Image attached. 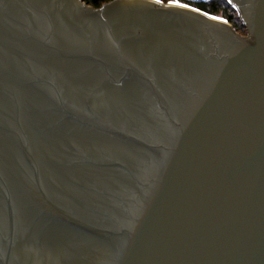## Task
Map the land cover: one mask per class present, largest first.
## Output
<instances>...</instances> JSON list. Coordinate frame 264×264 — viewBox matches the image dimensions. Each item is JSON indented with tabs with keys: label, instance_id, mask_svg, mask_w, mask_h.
Returning a JSON list of instances; mask_svg holds the SVG:
<instances>
[{
	"label": "water",
	"instance_id": "water-1",
	"mask_svg": "<svg viewBox=\"0 0 264 264\" xmlns=\"http://www.w3.org/2000/svg\"><path fill=\"white\" fill-rule=\"evenodd\" d=\"M0 0V264H264V0ZM184 5H187L186 7Z\"/></svg>",
	"mask_w": 264,
	"mask_h": 264
},
{
	"label": "trees",
	"instance_id": "trees-1",
	"mask_svg": "<svg viewBox=\"0 0 264 264\" xmlns=\"http://www.w3.org/2000/svg\"><path fill=\"white\" fill-rule=\"evenodd\" d=\"M84 1L87 4L92 5L94 7H101L104 3L110 0H84ZM162 1L165 2L178 1L195 6L199 9L207 11L216 16H221L226 18L228 21L232 23V25L240 34L244 35L248 32L247 26L240 19L237 9L225 0H162Z\"/></svg>",
	"mask_w": 264,
	"mask_h": 264
},
{
	"label": "rangeland",
	"instance_id": "rangeland-1",
	"mask_svg": "<svg viewBox=\"0 0 264 264\" xmlns=\"http://www.w3.org/2000/svg\"><path fill=\"white\" fill-rule=\"evenodd\" d=\"M238 14H239V12H238ZM221 17V16H220ZM239 17H240V15H239ZM224 18V17H223ZM240 19L242 20V18L240 17ZM243 21V20H242ZM230 22V21H229ZM231 23V22H230ZM244 23V22H243ZM232 24V23H231ZM245 24V23H244ZM247 31H248V29H247ZM248 33V32H247ZM247 33L246 34H244L245 36L247 35ZM243 35V34H242Z\"/></svg>",
	"mask_w": 264,
	"mask_h": 264
},
{
	"label": "snow or ice",
	"instance_id": "snow-or-ice-1",
	"mask_svg": "<svg viewBox=\"0 0 264 264\" xmlns=\"http://www.w3.org/2000/svg\"><path fill=\"white\" fill-rule=\"evenodd\" d=\"M185 7L187 6V5H184Z\"/></svg>",
	"mask_w": 264,
	"mask_h": 264
}]
</instances>
